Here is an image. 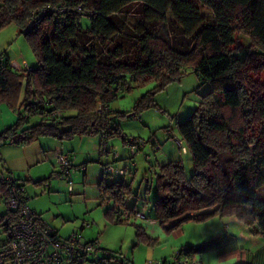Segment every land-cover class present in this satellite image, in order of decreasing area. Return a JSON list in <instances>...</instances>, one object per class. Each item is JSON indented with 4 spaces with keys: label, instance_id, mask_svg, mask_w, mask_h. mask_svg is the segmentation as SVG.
Wrapping results in <instances>:
<instances>
[{
    "label": "trees",
    "instance_id": "16d2710c",
    "mask_svg": "<svg viewBox=\"0 0 264 264\" xmlns=\"http://www.w3.org/2000/svg\"><path fill=\"white\" fill-rule=\"evenodd\" d=\"M133 4L142 18L129 35L131 53L121 45L110 55L86 49L87 43L125 35L116 15ZM198 4L210 11L211 20ZM83 20L88 27L82 26ZM168 22L189 39L187 50L172 48ZM12 23L26 38L37 66L20 76L27 83L25 97L16 122L0 134V142L20 134L25 139L19 144L24 145L40 137L64 140L75 135H99L100 143H107L122 136L111 125L110 106L118 92L146 82H155L157 91L190 70L209 86L193 114L177 125L193 173L187 177L179 161L158 165L153 220L170 233L188 221L235 217L264 239V199L258 196L264 187V0H0V29ZM236 35L249 43L237 44ZM78 50L82 58H72ZM11 79V64L0 57V98H8ZM149 95L140 98L130 115L153 105ZM100 107L107 112L99 113ZM31 117L38 122L29 125ZM122 140L128 145L139 142L125 136ZM98 188L99 200L108 196L114 207L141 210L126 205L128 185L103 184L101 179ZM6 190L7 183L1 181L0 194L5 196ZM114 207L105 214L112 220ZM15 219L7 210L0 227L7 231ZM182 251L191 260L207 247Z\"/></svg>",
    "mask_w": 264,
    "mask_h": 264
},
{
    "label": "rangeland",
    "instance_id": "374dc122",
    "mask_svg": "<svg viewBox=\"0 0 264 264\" xmlns=\"http://www.w3.org/2000/svg\"><path fill=\"white\" fill-rule=\"evenodd\" d=\"M197 6L207 19L213 18L208 9L199 4ZM116 17L122 23L125 35L110 38L105 43H87L86 49L95 48L110 55L115 46L121 45L127 53L132 52L133 41L129 35L142 18L139 7L130 5ZM82 26L88 27V21L83 20ZM159 26L161 28V25ZM166 29L173 49H188L189 39L184 38L179 30L173 27V23L168 22ZM45 34L51 37V28L46 27ZM235 40L237 44L249 43V39L243 35H236ZM0 57L10 59L11 72L14 74V80H10L8 98H0L1 134L16 122L17 110L25 97L27 83L26 79L20 76L26 70L35 68L37 61L26 38L14 23L0 29ZM71 57L82 58V55L78 50ZM154 88L155 82H146L130 92L120 91L110 106L114 114L111 125L119 128L122 136L143 143L141 150L136 149L133 157L130 146L123 142L122 136L107 140L108 148L113 149L116 158L112 153L100 157L99 135H75L64 140L40 137L28 145L14 144L8 139L0 142V177L9 176L25 185L29 197L28 206L57 232V237L67 239L72 233H78L86 242L96 241L98 251L89 255L84 264H97V258L102 259V264H148L164 260L167 264H173L174 257L187 241L198 243L213 233L208 229V226L213 225L209 223L214 219L212 217L200 222L183 223V234L176 237L174 232H166L152 220L154 212L150 206L144 210L148 221L116 223L105 215L115 206V202L108 196L99 200L98 183L101 179L103 184L128 185L132 195L129 203L136 200L137 204H152L156 198L158 165L179 161L183 164L187 177L193 173L191 156L167 140V131H170L171 137L179 138L177 125L193 114L201 97L208 93L209 86L192 71L186 70L180 80L173 81L157 91H154ZM147 93L152 97L153 105L136 112V117L130 115L134 113L140 98ZM38 120V117H31L29 125L37 123ZM58 154L71 156L74 165L71 192L68 191L66 181L58 175ZM107 164L115 170L123 169L125 176L105 174L102 165ZM77 167L86 169L75 171ZM7 210L5 203L0 201V216ZM216 220H219V217H216ZM140 226L143 232L139 230ZM2 231L3 228L0 227V233ZM151 253L154 257H151ZM199 258L200 255H195L193 260L191 259L192 263L198 264Z\"/></svg>",
    "mask_w": 264,
    "mask_h": 264
},
{
    "label": "built area",
    "instance_id": "2783aa9c",
    "mask_svg": "<svg viewBox=\"0 0 264 264\" xmlns=\"http://www.w3.org/2000/svg\"><path fill=\"white\" fill-rule=\"evenodd\" d=\"M40 18L36 21L39 22ZM32 24H28L31 27ZM99 113H106L107 108L100 107ZM167 131L169 142L175 143L185 153L186 149L179 138L171 137ZM12 141V140H11ZM143 143L139 140L137 144H131L130 152L134 156L138 147ZM100 153L107 155L112 153L117 155L113 149L107 147L105 140L100 143ZM148 159V158H147ZM58 175L66 181L68 191H72V162L68 155L58 154L56 156ZM79 170L84 171V168ZM75 168V171H79ZM104 173L111 176L117 174L124 176L123 169L115 170L111 165L104 166ZM7 183L6 195L0 194L7 209L16 215V219L9 226L7 231L0 233V264H84L88 261L89 255L98 251L97 243L86 242L78 233H72L67 239L57 237L54 229L38 219L37 214L28 206V194L23 183L6 176L0 177V182ZM112 217L116 221L129 224L136 221H148L144 210H128L125 208L114 207ZM155 222V221H154ZM153 223V222H152ZM102 259L96 260L99 264ZM148 264H167L164 262H150ZM173 264H193L192 260L184 256V251L180 250L174 257Z\"/></svg>",
    "mask_w": 264,
    "mask_h": 264
},
{
    "label": "crops",
    "instance_id": "0c3cea01",
    "mask_svg": "<svg viewBox=\"0 0 264 264\" xmlns=\"http://www.w3.org/2000/svg\"><path fill=\"white\" fill-rule=\"evenodd\" d=\"M7 59L10 63V59ZM77 169L79 170L80 168L77 167ZM85 169L84 167V171ZM258 196L264 199V187L260 189ZM129 199L130 198L126 201L128 207L142 210L149 209V206L152 208L151 203L137 204L136 200H134L133 203H129ZM213 218L214 219L209 222L210 224L213 223V225L208 226L209 231L213 233L208 238L198 243L187 241L185 244L183 243L184 245L182 246L183 248L197 247L200 245H205L207 247V251L200 255L199 261L197 262L198 264H264V239L255 235L252 230L235 217H219V220H216V216ZM40 220L43 222L41 218ZM155 223L159 224L157 221H155ZM181 227L182 226L171 232H174V235L178 237L183 234ZM82 229L83 226L81 230ZM152 256L154 257L153 253H151V257ZM193 258L191 259L193 260Z\"/></svg>",
    "mask_w": 264,
    "mask_h": 264
},
{
    "label": "water",
    "instance_id": "95a60500",
    "mask_svg": "<svg viewBox=\"0 0 264 264\" xmlns=\"http://www.w3.org/2000/svg\"><path fill=\"white\" fill-rule=\"evenodd\" d=\"M25 139L24 136L20 135V134H17L13 137L12 139V143L14 144H19L21 141H23Z\"/></svg>",
    "mask_w": 264,
    "mask_h": 264
}]
</instances>
